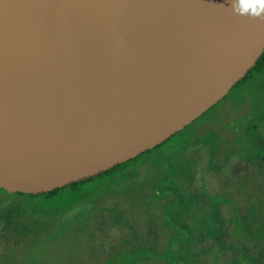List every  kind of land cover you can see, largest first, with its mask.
<instances>
[{"label": "water", "instance_id": "1", "mask_svg": "<svg viewBox=\"0 0 264 264\" xmlns=\"http://www.w3.org/2000/svg\"><path fill=\"white\" fill-rule=\"evenodd\" d=\"M264 53L231 0H0V190L42 194L163 145Z\"/></svg>", "mask_w": 264, "mask_h": 264}, {"label": "rangeland", "instance_id": "2", "mask_svg": "<svg viewBox=\"0 0 264 264\" xmlns=\"http://www.w3.org/2000/svg\"><path fill=\"white\" fill-rule=\"evenodd\" d=\"M106 181L58 206L0 193V264H167L181 227L183 264H264V74Z\"/></svg>", "mask_w": 264, "mask_h": 264}, {"label": "trees", "instance_id": "3", "mask_svg": "<svg viewBox=\"0 0 264 264\" xmlns=\"http://www.w3.org/2000/svg\"><path fill=\"white\" fill-rule=\"evenodd\" d=\"M260 74H264V53L258 59L255 66L247 73L246 77L243 80H241L237 85H235V87L232 90L245 86L252 79L253 76ZM163 145L158 146L152 151H147L141 154L140 156H138L136 159L131 160L125 164L117 165L114 168L108 170L107 172L100 173L99 175L78 181L76 183H71L70 185H67L62 189H56L50 193L24 195V194H10L2 190H0V193L10 196L21 195L34 200H42L47 205H53V206L64 205V204H75L77 201H79V199L82 196L88 195L89 193H91V191H95L99 189L102 185H104L105 182H107L106 180H109L115 174L126 169L130 163L136 162L138 159L143 158L147 154H153V152H156L158 149L162 148ZM180 234L181 235H177L174 242L171 244L170 251L165 255V260L167 261V264H183L180 261L173 258V256L174 254L179 252L180 245L185 240L190 239V235L186 234V230L183 227H181ZM131 255H132L131 257L133 258L137 257V255H133V254Z\"/></svg>", "mask_w": 264, "mask_h": 264}, {"label": "clouds", "instance_id": "4", "mask_svg": "<svg viewBox=\"0 0 264 264\" xmlns=\"http://www.w3.org/2000/svg\"><path fill=\"white\" fill-rule=\"evenodd\" d=\"M231 9L240 16L264 20V0H231Z\"/></svg>", "mask_w": 264, "mask_h": 264}]
</instances>
